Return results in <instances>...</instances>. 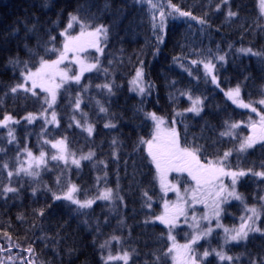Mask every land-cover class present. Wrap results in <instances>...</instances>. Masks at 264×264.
Wrapping results in <instances>:
<instances>
[{"label": "trees", "instance_id": "1", "mask_svg": "<svg viewBox=\"0 0 264 264\" xmlns=\"http://www.w3.org/2000/svg\"><path fill=\"white\" fill-rule=\"evenodd\" d=\"M171 1L191 15L169 20L165 30L149 16L141 40L133 52L127 51V57L119 54L124 28L120 31L101 18L104 9L123 6L126 0H0V122L5 116L14 117L0 124V264H69L75 260L78 264H101L108 260L107 253L116 252L90 253L86 248L96 241V235L101 233L108 239L133 231L141 232L139 247L145 251L142 261L133 256L129 264H175L168 251L173 241L169 235L179 239L186 227L155 220L161 211L160 173L149 160L145 145L152 133L138 118L148 111L169 123L175 121L179 143L194 148L200 160L216 158L231 169L247 171L235 189L241 198L223 202L216 219L203 223V229L208 230L192 243L200 263L264 264V198L256 196L264 190V176L255 175L264 168V142L241 151V130L234 136L222 135L230 124L248 115L226 97L224 87H240L246 102L264 95V62L256 58L264 55V18L258 0ZM98 9V18L91 26L107 27L105 47L98 67L76 82L78 88H60L55 105H49L41 90L18 87L41 59L56 56L67 23L65 12L85 11L94 19ZM229 12L236 15L229 16ZM130 21L135 28L134 20ZM241 49H251L255 55ZM244 59H248L244 69L235 71ZM205 64L213 66L210 73ZM138 67L146 85L144 97L130 87ZM152 68L158 69L157 75L153 76ZM186 94L199 100L198 113L189 111L192 102ZM75 102L80 104L76 112L83 118L70 116ZM52 106L57 117L53 123L28 118L50 112ZM53 138L66 141L78 165L50 158L55 152L50 147ZM106 140L113 144L109 149H104ZM26 150L46 154L47 162L36 173L17 171ZM226 152L229 155L225 158ZM123 181L129 182L123 186ZM72 186L76 188L73 199L93 203L80 208L65 199ZM249 187L255 198L247 194ZM6 188L16 191L6 192ZM104 190H111L110 199L102 198ZM39 198L55 200L68 212H61L62 218L36 221L39 209L34 211L32 203ZM253 208L258 215L249 227L260 231L229 240L236 227L231 228L253 216ZM202 213L199 210L198 214ZM34 215L31 224L35 229L23 230L21 225L30 223ZM135 223L142 227L135 228ZM98 226L101 232L93 235ZM76 232L87 235V240H81ZM24 233L37 236L32 241ZM259 247L262 251L256 253ZM206 251L208 256H204ZM217 253L231 259L221 260Z\"/></svg>", "mask_w": 264, "mask_h": 264}, {"label": "rangeland", "instance_id": "2", "mask_svg": "<svg viewBox=\"0 0 264 264\" xmlns=\"http://www.w3.org/2000/svg\"><path fill=\"white\" fill-rule=\"evenodd\" d=\"M147 2L149 4L148 9L152 8L151 10H153L154 8L151 6V4L156 5L157 8L155 11L152 12L150 10L151 18L160 19V21L154 19V23L155 24L158 23L159 26L161 27V29H164L166 27L165 23L168 25L169 20H174L176 18H180L179 17L180 14L177 13L173 8L169 7L168 0H160V1L159 0H156V1L151 0V4L149 3V0ZM164 5L168 6L165 12H164ZM101 6L102 5H100V7ZM259 7L261 10L260 3H259ZM99 10L100 9H98V11H97V15L94 14V19H93V14H88L85 11L82 13H78L75 11L65 12L64 15H65V18L67 20V23H66V26L62 30V33H65V35H63L62 46L58 50V52H56V56L54 58L44 59V60L52 61V60H56L58 58L60 52L63 50V45L65 42L66 36L77 37V36H80L82 31H84L86 33L89 31H93L96 27L103 25V24H100V25H96L94 27L91 26L92 23L94 24V21L97 20ZM161 12L164 13V16H163L164 21H161ZM262 13L264 15V12H262ZM70 15H74V16L78 17V21L72 22L71 28L68 27V24L70 21ZM107 20L109 21V23H111L110 18H108ZM81 24H84L86 27H84L82 29ZM103 26L107 30V27L105 25H103ZM72 28L77 29V31L75 33H70L69 31ZM65 29H67L66 32H65ZM88 39H90V38H88L87 36L82 38V41L85 42L84 46H83V51H77L75 53L69 52L67 54V58L59 65V69L66 72L67 76L69 78L62 80L59 75L47 76L43 80L37 78L36 79V86L34 87L33 81L31 79H28V80L25 79V76L29 72L28 71L24 75V80L20 84V85H23V87H21V88L27 89L29 91L41 90L44 93V95L47 96L49 105H53V103L57 97L56 94L60 88L65 87V86L68 88H71V90L76 89L75 87L78 88V86L76 84V82H78V81L71 79V77L79 75L80 79H81L82 78L81 76H84L85 74H87L85 72H87L89 70H84L83 72H81V69L82 68L87 69L89 65H93V64L96 65V60L93 57L98 56V58H99V56L101 55V53L104 49L103 45H101V40H103V37L100 38V43L98 45V47L101 49V51H97V49L95 47H88L86 44V41ZM93 52H95V53L92 56ZM77 59L82 61V63H77L76 62ZM39 67H40V63L35 69L30 70V71L36 72L37 68H39ZM92 69L93 68H91V70ZM138 69H141V68H138ZM135 77H136V74L130 80L131 90L133 92L137 93V95H142V93L139 89H140V87L144 88V80L142 79V81L140 82V85L138 87L136 84L132 83V81L135 79ZM56 85H60V86L56 87ZM236 88L237 87L231 88V89H225L224 93H225L226 97L230 101H232L235 105L242 107L241 102L243 104L250 105V107H247V108L242 107L244 109H247L249 112L247 120L243 123L244 126H247L248 131L245 134V136H243L242 143L248 137H253L255 139V143L264 141V140H261L259 138L262 134H264V132H262V126L260 123V116L264 115V103H261V109H259L256 105H252L253 102H244L242 99L240 90H239V97L236 98V102H234L233 99L229 98V95H227V94L230 92H233ZM53 93H55V100L54 101L52 98ZM186 96L192 102V104H193V101L196 100V97L193 96L192 94H186ZM262 99H261V101H262ZM55 103H54V105H55ZM79 105L80 104L78 102H75L71 105V107L69 109L70 116H72L74 118H78V119L83 118L82 115L80 114V112H76ZM90 105H91V102H90ZM199 105H200V102H199ZM196 107H198V105H196ZM252 108H255L256 111L253 112ZM54 110H55V108H54V106H52L50 109V112L46 114L48 116L47 120L45 121L46 123H48V124L53 123L55 121V119L57 118ZM53 114H55V119H53ZM153 114L157 118H160L163 120V123L159 125V129L157 128L158 121L154 120L152 118ZM148 115L151 116V119L154 121L153 133L149 137L148 141L153 140L154 135H158L160 138V141L167 139L168 133L172 129H175V127L177 126L175 121H173L172 123H169L164 118L156 115L154 112H148ZM9 117H11V120L14 119V117H12V116H9ZM39 117H43L42 114H35L34 113V114H30L28 116V118L30 120H34V119H37ZM1 122H3V120ZM0 124L2 125L3 123H0ZM231 126H232V124H230V126H229L230 131L233 132V131L237 130L236 127L232 128ZM177 140L179 142L178 136H177ZM56 142L57 143L55 145L57 148L59 145L61 147L65 146L64 143H60L58 141H56ZM154 143H157V141H154ZM147 147H148V145H147ZM180 147L193 150L190 147H184V145H182L181 143H180ZM247 149L248 148H246L245 150H247ZM29 153H31V156L29 155ZM58 153L60 156L62 155V157L66 158L65 154H61V152H59V151H58ZM196 157L198 159L197 155H196ZM44 162H45L44 155H43V157H41V154L31 152V150H26L24 158L21 160V163L17 167V171L24 172V173H31L33 170L41 167V165ZM199 163L201 165L206 166V167L209 165V163H204L201 160H199ZM193 164H194V162H193ZM212 164L215 165L217 168L223 167V169L226 173H231V172H236V173L244 172L245 174L247 173L246 170L241 171L239 169H233V168L231 169V168L227 167L226 164L222 163L221 161L215 160V161H212ZM178 166H180V165H175V164L171 165L170 166L171 170H168L167 167L162 166V173L166 174L165 184L167 186H169V190L167 192H165L163 190L164 197L166 199L164 201L160 202L161 208H162L163 213H164L165 212V204L167 203L168 216H169V218H171V215L173 214L174 206L178 205V204L181 205L184 209V214L183 215H176L174 222L171 224L177 225V226L183 225L186 227V230L183 231V234L181 235V237L179 239H174L172 241V243L170 242V244H171L170 248L173 247V244H175L177 246V248L173 252L170 253V256L172 257V259L175 258L174 259L175 264H191V262L193 260L196 261V264H201L199 259L195 256L196 252H195V248L192 244H191V248L188 250L183 249L181 246L189 244L192 241L189 239L193 238L194 236H199L200 234L202 235L208 230L207 228L203 229V223L209 224L211 221L216 219V217L218 216L217 213L219 212V209H220L219 204H222L225 200L227 201L228 199H233L235 197V196L229 195V193L232 192L234 190V188H236V185L240 179V176L236 177V183L234 186H233V177L231 175H218L216 177L215 181L213 182L212 187H207V186L201 185V186H199V189H198V185H197L196 181L192 179V177L189 175L188 171H176L175 170V168ZM23 169H27L28 171L27 172L23 171ZM193 170L195 171V167L193 168ZM159 178L161 180V174H159ZM171 186H174V187H171ZM177 190L179 191V196L177 194ZM194 192L196 194V200L195 201L193 200V193ZM217 193H219V195H217ZM202 207L204 208L203 213L198 214L200 208H202ZM205 216H207V219L204 218ZM245 223H247V225L250 226L252 224V220H249V218H247L244 221V223L239 222L237 224L236 229H235V233L237 230H239L240 226L242 224H245ZM189 230H190L191 236H189ZM140 237L142 238L141 235H140ZM141 251L142 252L145 251V248L141 247ZM110 256L114 257L115 259L118 258V255L116 253L114 255H110ZM138 259L140 261H142V257H138Z\"/></svg>", "mask_w": 264, "mask_h": 264}, {"label": "snow or ice", "instance_id": "3", "mask_svg": "<svg viewBox=\"0 0 264 264\" xmlns=\"http://www.w3.org/2000/svg\"><path fill=\"white\" fill-rule=\"evenodd\" d=\"M149 3L151 4V0H149ZM260 6H261V11L264 12V0H259ZM151 6L153 8L156 7L155 4H151ZM169 7L173 8L176 12H179V14L181 16H189L191 15L188 12H181L180 9L176 8L175 5H172L171 3H169ZM219 7V6H218ZM171 14V13H170ZM229 16H235L236 13L233 12H229L228 13ZM163 16L164 13L161 12V20L163 21ZM74 21H78V17L74 16V15H70V21L68 24V27L71 28L72 27V22ZM201 23H204L203 20L200 21ZM84 27H86L84 24H81V28L83 29ZM67 31V29H65V32ZM61 35H65V33H61ZM87 36L88 39L86 41V44L88 47H95L97 49V51H101V49L98 47L99 43H100V38H107V30L105 29V27L103 25L96 27L93 31H89V32H84L82 31L80 36L77 37H71V36H66L65 38V42L63 45V50L60 52L58 58L56 60H44L41 59L40 62V67L37 68L36 72H31L29 71L27 73V75L25 76V79H31L33 81V86H36V79L39 78L41 80H43L45 77L47 76H56L59 75L61 77L62 80L69 78L67 76V73L60 70L59 69V65L67 58V54L69 52L75 53L77 51H83V46H84V41H82V38ZM53 41L55 40V37L51 38ZM53 51H55V49H53ZM240 51L242 52H251V49H241ZM220 59H223V57H220ZM77 63H82V61H80L79 59L76 60ZM195 63V62H194ZM96 65H89L87 69L82 68L81 72H83L84 70H91V68H95ZM212 65L211 64H205V68L208 70V72L210 73L212 71ZM142 77H143V72L142 69H137L136 71V77L135 79L132 81L133 84H136L138 87L140 85V82L142 81ZM71 79H74L76 81H79L80 76H74L71 77ZM213 82H215V77L213 76ZM42 86V85H41ZM60 85H56V87H59ZM18 87H23V85H19ZM17 90V88H12V91L15 92ZM141 92L144 91L143 87H140L139 89ZM227 95H229V98H232L234 102H236V98L239 97V87H237L233 92L228 93ZM53 101L55 100V93H53ZM260 103H264V100H262ZM199 104V100H194L193 101V107L191 109H189V111H193V112H199L200 109L198 107H196V105ZM241 106L242 107H250V105L248 104H243L241 102ZM101 111H104V109H101ZM252 111L255 112L256 109L252 108ZM152 118L154 120H157V128L159 129V125L163 123V120L160 118H157L154 114L152 116ZM53 119H55V114H53ZM11 120V117L9 116H5L4 121L0 122V123H7V121ZM260 123L262 128H264V115L260 116ZM232 128L237 127V125L233 124L231 126ZM89 133L91 134V128L88 129ZM230 133L225 132L222 133V135H229ZM9 135H11V133H9ZM261 140H264V134H262L259 137ZM154 141H157V143H154ZM60 143H63L62 141ZM148 145V154L149 156H151L152 158V162L156 165V169L157 172L161 174V187L162 189L167 192L169 190V186H167L165 184V179H166V174L162 173V166L167 167L168 170H171V165H180L178 167L175 168L176 171H188L189 175L192 177L193 180L196 181L197 185H198V189L199 186L204 185L207 187H212L213 186V182L215 181L216 177L218 175H231L233 177V186L236 183V177L237 176H243L245 175L244 172H231V173H226L223 169V167L217 168L215 165L212 164V162H209V165L206 167L204 165H201L199 163V160L196 157L195 154V150H190L188 148H181L179 146L178 140H177V134L175 132V129H172L167 136V139L160 141V138L158 135H154L153 136V140H149L146 142ZM255 143V139L253 137H248L241 145H240V150L244 151L246 148H250L253 146V144ZM55 146V145H54ZM29 155L31 156V153H29ZM43 153H41V157H43ZM229 155V153H225V158ZM85 159L89 158V157H84ZM53 159H56V157H53ZM194 162V164H193ZM73 163L75 164H79V161L77 160H73ZM6 167V165H5ZM195 167V171L193 170V168ZM23 171H28L27 169H23ZM31 174V173H30ZM12 173L9 172V176H11ZM255 175L258 176H264V172H258L255 173ZM174 187V186H171ZM6 192H14L16 191L13 188H6L5 189ZM76 191L75 186H72L71 188H69L68 192L65 194L64 198L67 200H70L72 203L77 204L80 208H85V207H89L93 201L88 200L85 202H81L79 200L73 199V193ZM177 194L179 196V191L177 190ZM217 195H219V193H217ZM229 195L231 196H235L236 199H240L241 197L239 195H237L235 193V191L233 190L232 192L229 193ZM111 197V190L106 191L103 195L102 198L103 199H110ZM55 199H59L60 197H54ZM193 200H196V194L195 192L193 193ZM198 202V201H197ZM218 207V206H217ZM250 211L253 213V216L249 217V220H252L254 217H256L258 214L256 212V209H250ZM165 216H161V217H157V219H160L161 222L165 223V224H171L174 222L175 216L176 215H183L184 214V209L181 205H175L174 209H173V214L171 215V218H169L168 216V206L167 203L165 204ZM218 214V213H217ZM205 219H207V216L204 217ZM211 231V230H209ZM226 232L228 231L227 229L225 230ZM249 231H260V229L256 228V229H252L250 228L247 223L242 224L239 228V230L236 231L235 235H230L228 236L229 240H239V239H243L246 238L248 235ZM169 239L170 240H174V237H172L171 235H169ZM200 239L199 236H194L193 240L186 245L181 246L183 249H190L191 248V244L195 243L196 240ZM103 247V245L101 246ZM177 248V246L175 244H173V247L170 248L168 251L169 253L173 252L175 249ZM29 251H31L29 249ZM209 253L206 251L204 253V256H208ZM218 256H220V259H231V257H225L222 253H217ZM109 260L111 259H115L114 257L109 256L108 257ZM120 259H123L125 261H127L128 259V253H125L123 255V257H120ZM175 259V258H174ZM191 264H196V261L193 260L191 262Z\"/></svg>", "mask_w": 264, "mask_h": 264}, {"label": "bare ground", "instance_id": "4", "mask_svg": "<svg viewBox=\"0 0 264 264\" xmlns=\"http://www.w3.org/2000/svg\"><path fill=\"white\" fill-rule=\"evenodd\" d=\"M126 1H127L126 4L123 6L113 5L112 9H109V10L104 9V14L102 15L101 18L102 19L110 18L112 20V21L110 20V22L113 23V25L116 26V28L119 29L120 31L124 28L123 37H122L123 43L120 44L121 49L119 51V54L120 55H126L128 57L127 51H129V52L134 51L133 49H135L137 47L139 40H141V37L144 34L141 30H145L149 24V22H147V18H149V16L151 17L150 10L152 8L148 9L149 8V4L147 2L148 0H126ZM168 3L172 4V1L168 0ZM90 6H92V5H90ZM166 7H168V6L166 5ZM156 8L157 7H155L151 11L152 12L155 11ZM132 19L134 20L133 24H134L135 28L133 27V25H131V26L129 25L131 22L130 20H132ZM107 23H109V21H107ZM145 35H146V32H145ZM104 47H105V45L103 44V48ZM256 58H258L261 62H264V55H262L261 57L256 56ZM123 60H124V58H123ZM246 63H248V59H244L240 64H238L235 71L243 70ZM152 71H153V76L157 75V73L159 72L158 69H154V68H152ZM225 89H231V85H227L226 87L223 88V90H225ZM142 96L143 97L147 96V93L145 91H143ZM148 112H151V111H148ZM148 112H145L144 115L139 116L138 118H139V121L142 123L143 128L145 127V129H147L148 131H150L152 133L153 129H154V121L151 119V116L148 115ZM160 117H162V116L160 115ZM113 137H114V135H113ZM106 138L108 140V136H106ZM107 140L104 143V147H105L104 149H106V148L109 149L113 145V144H110ZM56 141H58V140H56ZM56 141H55V139L52 140L50 147L53 148L55 151H59L65 155H67L69 153V151L64 147H61L60 145L57 148L55 145L57 143ZM262 162L264 164V161H262ZM259 172H264V168L259 170ZM128 182L129 181H125V182L123 181L122 185L124 186ZM247 194H249V195H251V197L255 198L254 190L250 187H249V190L247 191ZM256 196L261 197V199L264 198V190L257 192ZM113 202H114V204L119 205L117 200L114 199ZM57 203H58L57 201L52 200V199H41V198H39V199L35 200L32 203V209L34 211H37V209H39V212L37 211L35 213L36 219H35V215L32 216L29 219L30 223L22 224L21 228L25 231H33L35 229V227L31 224V219L32 220L35 219L36 221L40 220L42 223H44L45 221H47L49 219L53 220L54 218H62L60 216L61 215L60 213L61 212L66 213L68 211L66 208H63L61 205H59ZM3 204H5V203L3 202ZM40 210H48V212L47 213L40 212ZM163 214L164 213H163V210L161 208L160 215H158V217L163 216ZM72 215H75V214L73 213ZM74 226H75L74 228L77 229L76 225H74ZM134 227L137 229H140L142 226L138 223H135ZM235 227H237V226H233L231 229H233ZM100 230H101V228L98 226V228L93 230V235L97 234ZM76 233L81 240H87V235H85L84 233H82V232H76ZM113 234H114V231H113ZM23 235H24V237H26V239H30L32 241L37 236L36 233L35 234L24 233ZM140 235H141V232L133 231V232L126 233L125 236H119V235L116 236L115 235L114 237L109 236L108 239H105L108 236H101V233H100L98 236L96 235V237L98 238V241L96 238V241L95 242L93 241L91 244H89L86 249L89 250L90 253H92V254H94V253L104 254L106 252H110L113 249L116 252V254L118 255L117 259H120V257H123V255L125 253H128L127 261L121 259L123 261L119 262V261H116L114 259H111V260L108 259V260L102 261L101 264H129V262H128L129 257L130 258L133 256L141 257L142 251H141V248L139 247V242L141 241ZM102 245H103V247H101ZM258 251H262V248L259 247V248L255 249L256 253ZM106 256L108 257L109 253H107ZM146 259H147L146 257L143 258V261L145 262ZM78 263H80V262L75 260L69 264H78ZM96 264H100V262H98ZM157 264H159V263H157Z\"/></svg>", "mask_w": 264, "mask_h": 264}]
</instances>
